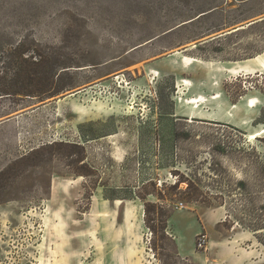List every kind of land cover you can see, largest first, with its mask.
Returning a JSON list of instances; mask_svg holds the SVG:
<instances>
[{
  "label": "rangeland",
  "instance_id": "1",
  "mask_svg": "<svg viewBox=\"0 0 264 264\" xmlns=\"http://www.w3.org/2000/svg\"><path fill=\"white\" fill-rule=\"evenodd\" d=\"M263 52L264 0H0L1 264L222 263L239 232L264 252V72L222 71ZM180 78L232 120L194 118Z\"/></svg>",
  "mask_w": 264,
  "mask_h": 264
},
{
  "label": "crops",
  "instance_id": "2",
  "mask_svg": "<svg viewBox=\"0 0 264 264\" xmlns=\"http://www.w3.org/2000/svg\"><path fill=\"white\" fill-rule=\"evenodd\" d=\"M257 22L258 21H253L249 25H256ZM240 29H244V27H241ZM240 29H237L234 31H238ZM263 53H260V54L256 55L255 57L248 58V59L256 58V57L262 55ZM195 59H197V58H195ZM248 59H245V60H248ZM198 60H202V59H198ZM245 60H242V61H245ZM182 61H180L179 65L182 66L184 69L187 68L186 64ZM202 61H204V60H202ZM242 61L223 62L222 64L225 65V67H224L225 69H223L222 71H224L226 73V75H230L231 77L232 76L245 75L243 73L238 74V75H232L229 72L230 71L229 68H226V66L229 63H240ZM172 62H173V60H172ZM204 62L207 63V66H203V67L208 69L210 71V73H214V75L212 76V82L210 85H212V87L217 89L218 86H215L214 83L215 82H221L217 78L224 77L223 72H220L219 69L217 68V66H215L218 64L217 62H206V61H204ZM172 64H175V63L173 62ZM175 65H177V64H175ZM197 65H199V64H195V66H197ZM200 66H202V65H200ZM260 73H262V72H260ZM185 80L188 81L189 79H186V78L185 79H183V78L179 79V81H178L179 82L178 83L179 90L183 91V92L192 91V90L194 91L195 90L194 84L191 80H189V82L192 83L191 88H188L187 86H184L182 83H180V82H183ZM194 93H196V92L194 91ZM200 97L207 101V108H202V109L197 110L195 112V116H193L194 118L207 120V121L215 120L211 111H206V110L211 109L210 105H213V103H217V105L219 107H221V109L226 111L228 118L230 120H232L233 116L231 117L230 114L232 112V107L234 106V104H231V105L225 104V106H224V103H222L220 100L215 99L216 94H213L212 96L207 97V96H205L201 93H198V92L196 93V95L194 94L192 97H190L189 100L194 99V98L198 99ZM51 102H49V103H51ZM54 103L57 104L58 102L53 101V104ZM44 108H47L46 104L41 106L40 108H38L37 111L41 112L42 110H44ZM186 117L189 118L188 115ZM65 119H66V117H65ZM22 225H28V224L26 222H24ZM18 229L19 228H16L15 226H13L12 223L0 222V242H1V240L7 241V239H8L7 237H9V236H7L8 232L17 231ZM176 239H178V238H176ZM230 240L231 241H228L227 244H224V250H223L224 255H226L227 254L226 253L227 248H230V261L228 262L225 260L222 263L221 262H215V263L213 262L212 264H262L263 263L264 252H263V249L260 248V246L263 247V244L260 243L258 236H257V232H255V233L254 232H252V233L251 232H239V233H236L234 235V237H232ZM243 242L247 243L249 249L243 248V245H242ZM0 247H2L1 244H0ZM241 254H242V258L239 257V256H241ZM7 259H9V258H7ZM243 259H247V260L243 261ZM2 262H4L3 258L0 259V264Z\"/></svg>",
  "mask_w": 264,
  "mask_h": 264
},
{
  "label": "bare ground",
  "instance_id": "3",
  "mask_svg": "<svg viewBox=\"0 0 264 264\" xmlns=\"http://www.w3.org/2000/svg\"><path fill=\"white\" fill-rule=\"evenodd\" d=\"M186 66L190 69L191 67H194L195 64H199V65H202V66H207V63H205L204 61L202 60H198V59H195V58H190V57H184L183 61ZM213 64V63H212ZM226 68H229V72L232 74V75H238V74H245V75H251V74H257V73H260V72H264V53L256 58H253V59H248V60H245V61H242L240 63H229ZM225 69V68H224ZM224 72V71H223ZM153 74H156V76H159L158 75V72H152ZM184 79V78H183ZM182 83L184 86H187L188 88H191V82H189V80H185L183 82H180ZM215 86H219V82H215L214 83ZM178 103H181V100L179 99L178 100ZM188 103L190 105L193 106V108H206L207 106V101L203 98H198V99H191L188 101ZM261 104L260 100L258 99H254V98H251L248 100V106L249 107H259ZM237 105H234L233 108H236ZM122 204V203H121ZM120 203L117 204V206H120L121 205Z\"/></svg>",
  "mask_w": 264,
  "mask_h": 264
},
{
  "label": "built area",
  "instance_id": "4",
  "mask_svg": "<svg viewBox=\"0 0 264 264\" xmlns=\"http://www.w3.org/2000/svg\"><path fill=\"white\" fill-rule=\"evenodd\" d=\"M207 244V240H206V237L203 236L201 239H200V242H199V247L200 248H204Z\"/></svg>",
  "mask_w": 264,
  "mask_h": 264
}]
</instances>
